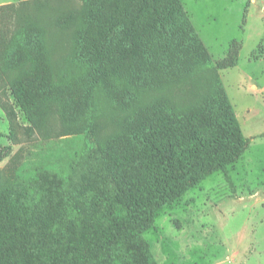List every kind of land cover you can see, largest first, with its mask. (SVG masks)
I'll list each match as a JSON object with an SVG mask.
<instances>
[{"label":"trees","instance_id":"trees-1","mask_svg":"<svg viewBox=\"0 0 264 264\" xmlns=\"http://www.w3.org/2000/svg\"><path fill=\"white\" fill-rule=\"evenodd\" d=\"M73 1L0 6V91L96 154L84 186L0 194V264H155L158 213L250 148L221 78L241 47L215 63L181 0Z\"/></svg>","mask_w":264,"mask_h":264},{"label":"rangeland","instance_id":"rangeland-1","mask_svg":"<svg viewBox=\"0 0 264 264\" xmlns=\"http://www.w3.org/2000/svg\"><path fill=\"white\" fill-rule=\"evenodd\" d=\"M24 1L31 0L0 6ZM181 2L215 63L241 47L237 66L221 78L251 145L237 163L162 209L143 237L155 264H264V0ZM80 7L72 2V10ZM166 95L175 99L176 88L160 86L152 100L166 104ZM61 130L57 116L33 123L11 90L0 91V194L18 189L35 202L47 196L48 182L67 190L85 185L96 154L84 135Z\"/></svg>","mask_w":264,"mask_h":264}]
</instances>
